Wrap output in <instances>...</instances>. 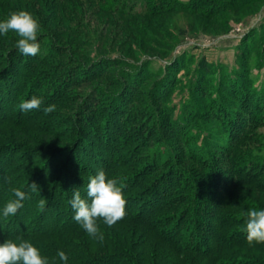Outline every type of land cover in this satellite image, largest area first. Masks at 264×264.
<instances>
[{"label": "rangeland", "instance_id": "obj_1", "mask_svg": "<svg viewBox=\"0 0 264 264\" xmlns=\"http://www.w3.org/2000/svg\"><path fill=\"white\" fill-rule=\"evenodd\" d=\"M151 8L159 10L158 14L143 15ZM19 10L30 12L41 25L40 51L37 57L32 56L36 63L49 49L46 37L54 35L61 40L57 44L63 53H69L72 42L79 44V52H86L93 63H98L95 70L102 74L98 80L89 81L91 73L87 70L73 69L70 73L62 69L64 59H57L53 66H41L45 77L39 82L44 88L31 96L21 83L17 98L9 101L6 117L2 114L0 120V143L13 146L0 154V179L8 180L3 199L0 197V231L6 236L0 238L20 228L28 232L34 222L49 219V203L52 209L60 208L61 202L55 201L52 193L66 186V166L71 153L82 144L75 153L87 156L83 158L86 168L84 173L74 174L61 199L71 200L76 189L86 198L89 178L103 170L122 183L127 215L139 203L143 187L147 189L169 174V182L165 179L159 186L158 195L167 202L171 197L183 198L190 190L191 203L189 209L162 210L157 222H166L169 227L193 222L208 231L218 224L224 239L230 238L225 244L230 243L229 254L221 258L225 264H264V243L249 244L244 230V214L251 208L264 210V0H1L0 20ZM124 11L131 15L114 14ZM74 17L78 22H66ZM58 19L65 22L58 24ZM98 55L101 57L96 58ZM61 73L65 81L56 77ZM117 83L126 84V88L113 97L109 87ZM252 92L258 99L251 101L248 94ZM56 94L57 99L65 96L58 105L51 100ZM238 95L249 98L247 103L242 101L251 104L246 113L238 103L233 104ZM33 96L43 101L40 108L21 111L20 102ZM112 102L121 107L115 110L117 120L109 116L106 124L110 126L99 134L97 129H103L99 122L104 123L100 117L111 110ZM53 104L56 110L45 114L44 108ZM233 112L238 115L233 117ZM242 114L245 116L241 118ZM89 128L94 135L86 131ZM106 132L112 133L110 139ZM79 133L81 140L77 142ZM72 162L80 165L76 157ZM138 162L143 171L134 172ZM168 168L173 171L169 173ZM39 172L44 189L31 193L15 216L4 219L5 204L15 199L13 189L23 191ZM141 178L144 184L130 191ZM41 199L47 200L43 210L39 207ZM63 204L67 207L66 201ZM141 208L138 213L130 212L133 220L119 221L110 228L98 221L103 241L89 236L79 223L72 229L62 227L67 220L66 208L57 213L61 214L58 222L44 226L56 225L53 233L50 230L31 242L48 261L70 248L63 242L82 247L98 242L111 248L114 239L141 244L148 229L129 223L137 222V214L145 216L152 209ZM59 229L70 230L69 237L58 235ZM180 234L186 237L189 231L176 233ZM149 242L150 248H155L159 241L152 237ZM159 253L165 264L194 262L192 255L177 256L166 246Z\"/></svg>", "mask_w": 264, "mask_h": 264}, {"label": "trees", "instance_id": "obj_2", "mask_svg": "<svg viewBox=\"0 0 264 264\" xmlns=\"http://www.w3.org/2000/svg\"><path fill=\"white\" fill-rule=\"evenodd\" d=\"M1 1V0H0ZM229 6V5H228ZM231 6V5H230ZM121 11V10H118ZM159 10L157 9H147L143 12V15L145 14H158ZM108 12L111 11H104L105 14H110ZM114 14H118V15H126L129 16L131 15L130 13H128V11H124L121 13L119 12H114ZM60 21H58L59 23H64L66 20V18L64 20L58 19ZM66 22H78L76 20V17L74 18H69L68 20H66ZM78 24V23H77ZM42 32V31H41ZM40 32V33H41ZM49 35V37H46L49 39V49H45L44 52V56L42 58H40V60H38V62L36 63V57H32V56H25L22 55L18 49L15 47L16 44V38L14 35L12 36L11 33H9V35L7 37L5 36H0V120L3 117H6V109L9 110L8 108V103L9 101L12 99V97H14L16 95V90L18 89L19 85H21V83H24L25 86L27 87V92H31V96L32 94L38 92L41 88V86L44 85L42 82H39V79L45 77V70L43 68H41V66H46V67H50L55 65V60L57 59H64V66L62 69H69L70 70H76L77 71H88L90 74V76H88V80L89 79H93V80H98L100 78V75L102 74V72H99L98 70H95V67L97 66L96 64L98 63H93V61L89 58V55L86 54V52H79V44H70V50L69 53H63V49L60 45L57 44V42L61 43V40L59 39V37L57 36H52ZM39 39V38H38ZM72 56V57H70ZM10 57H13V61H11ZM96 58H100L101 56H95ZM75 60L76 62L72 61V59ZM76 58V59H74ZM15 59V60H14ZM80 60V61H79ZM12 62V63H11ZM80 62V63H79ZM5 66V67H4ZM56 67V66H54ZM83 69V70H82ZM203 71H207L206 69H204ZM69 72H62V73H69ZM59 74V76L57 75L56 77H59V79H63V81H65L64 75L65 74ZM71 73V72H70ZM63 75V76H62ZM124 76L127 74H123ZM68 76V75H66ZM50 77V76H49ZM123 79H125V83L127 82L126 77H123ZM90 81V80H89ZM51 83V82H50ZM60 84V83H59ZM51 85V84H50ZM112 91H109V94H111V96L115 97L116 95H118L121 91V88H123V90L126 88V84H115L114 86L109 87ZM117 88V90H116ZM119 88V89H118ZM63 89H59V91H62ZM105 92H108L107 89L104 90ZM248 92V91H247ZM250 92V91H249ZM254 92V91H253ZM252 92L248 94L251 101H253V99H258L255 98ZM60 93V92H57ZM62 93H64L62 91ZM116 93V94H115ZM20 95V94H19ZM63 94H58V97H61ZM245 96V95H244ZM244 96H235V100L233 102V104H239L238 106H240V110L244 109V113H246V108H248V104H245L249 101L248 97H244ZM15 98H17L15 96ZM65 99V96H62L61 99H57V94L56 97L53 96V98L51 100L53 101H57L55 104H59V102H62V100ZM261 99V98H260ZM246 100L245 103H242V101ZM53 103V102H52ZM111 110H107L105 111L104 116L100 117L99 121H102L104 123H100L98 127H102L103 129H97V132L103 133V130L105 131V127L106 126H110L106 124L107 118L109 116L113 117L115 119V121L117 120L118 117V113H115L116 111H119L118 107L121 109L120 106H116L113 102L111 103ZM7 107V108H6ZM231 108V107H230ZM232 110H229V112L231 113ZM3 114V115H2ZM234 114V112H233ZM238 114H234L233 117H236ZM242 116L244 117L245 114L241 115L240 117L242 118ZM239 117V118H240ZM5 118H3L4 120ZM120 119V118H119ZM109 122V121H108ZM111 125L112 124V121ZM116 123V122H115ZM97 125V124H96ZM109 129V128H108ZM107 129V130H108ZM76 130V128H75ZM106 130V131H107ZM88 133L90 132V135H94V132L91 128H89ZM110 132V130H108ZM106 132V138L110 139L112 136V133ZM89 135V134H88ZM72 136V135H71ZM70 136V137H71ZM72 138V137H71ZM107 139V141H108ZM79 140H81V133L78 134V136L76 137L77 142H79ZM70 142V141H69ZM84 143H88V141L86 140ZM83 143V144H84ZM97 143V146H100L101 143ZM8 143H0V154L1 151L3 152L4 150H11L13 148V146H7ZM190 145V144H188ZM79 146H82V144H80ZM77 146L76 150H74L71 154V158H70V163L66 166L67 172H66V176L63 178V182H66V186H64L61 190V186H59V189L56 191H54V193H52V197L55 201H60L61 202V206H59L60 208H56V209H52V204L49 203V208L47 209V215L49 216V219L46 218L47 220H42V221H38V222H34L35 225L31 228H29L28 232H23L22 228L15 230L13 233L10 234V236L8 237H3L0 238V243L6 241L7 238L11 237V238H15L14 240L17 239V237H23L24 239H28V240H34L36 238H42L43 236H45L50 230V234L53 233V231L55 230V226H48V228H44V226L46 225L47 222H58V220L60 219L59 215H57V213H62L64 212V210H66L67 208V213L65 214L67 217V220L63 222V224L61 225L62 227L65 225H68L69 227H71V229L73 227H75L78 222H76L74 220V210L69 207L68 205H70L68 200H63L62 198V191L63 190H67L70 188V185L72 183V181L74 180V174L75 173H84V168H86L83 164V158L87 157H81L80 155H76L77 153H75L76 151L80 150L81 148ZM20 149V148H19ZM92 151V150H90ZM86 153V152H85ZM69 154V151H68ZM75 157L77 158L78 164H80L79 166H74L72 165V161L75 160ZM79 157V158H78ZM58 160L54 161V164H57ZM169 160H167L168 162ZM96 166V164H94ZM137 167L136 169H134V172H140L143 171V167L141 166V164L138 162L137 164H135ZM81 169H80V168ZM172 167V165H171ZM170 172L173 171V168H168ZM41 174L42 172L39 173H35L34 174V179L31 180V183L35 182L38 186H39V190L44 189L43 187V182H44V178H41ZM135 175V174H134ZM169 175V174H168ZM166 176V178H163L159 181H155L153 183H151L147 189H145L143 187V189L145 190L137 199L139 203H137L136 206L132 207V209L128 212L127 215H125V217L120 220V221H129V220H133L134 218H132V216L135 213H138L137 211L139 210L138 208L142 206L141 210L146 206L147 207H151V212H149L147 215L142 216V214H137V222H129L132 223L140 228L145 229V231L148 229L149 234L145 233V240L144 242H142L141 244H138L136 242V240H131L130 242H126V243H122L124 241H122L121 243L119 242L118 239H114L112 245V248L109 246H104L103 244H100L98 242H94V243H90L92 244L91 246H83L81 244H78L79 246H76L77 244H73L70 243V246H68L67 243L63 242L64 245H66V247H70L67 248L66 250H64L63 252L67 255L68 260L65 261H61L59 259L58 256H53L51 258H49V264H165V261L163 260V256L162 253H159L163 250V247L166 246V248L171 252L175 253L177 256H180L181 254H187V255H194L193 257L191 256V258L194 260L193 263H189V264H208L210 262V264H225V260H221L222 257L224 256H228L227 254H229L230 251V243L228 244L227 247H229V249L225 246L226 243L229 242V239L226 240L224 239V233L223 235L220 233V229L218 228V224L216 225L215 228H213L211 231H208V227L206 226V230H204L202 228L201 224H195L192 225L193 222H190L191 225H188L190 223L186 222L184 223V226H182V222H179L177 224V226H173V227H169L167 225L166 222H162V221H158L157 222V214L160 213L162 210H165L166 208H170L171 210H178L180 209L182 206L188 208L190 206L191 200L188 194H190V190L188 191V193L186 192V194L184 195V197L181 198H174V200L171 198H169L166 202V197H161V195H158L159 192V186L162 187V184L165 183V179L166 181L169 182L168 177ZM82 176V175H81ZM135 177V176H134ZM144 179L141 178V180L138 183V186L136 185L137 182H134V184H132V186L130 187V191L136 190L135 187H139L140 184H144ZM8 180L5 181L4 179H0V197L2 198V190L4 189V186L7 185ZM42 183V184H41ZM69 185V186H67ZM74 187V186H73ZM28 188V189H27ZM142 189V190H143ZM61 190V191H60ZM23 191H25L27 193V195L29 196L31 193H34L31 191V189L29 187H26ZM129 191V190H128ZM38 192V191H37ZM146 192V193H145ZM50 193V192H49ZM73 193V192H72ZM132 193V192H130ZM51 195V194H49ZM182 195V192H181ZM11 196H9V199ZM3 199V198H2ZM172 199V200H171ZM66 201L67 202V207H64L63 202ZM0 202H2L0 200ZM166 202V203H165ZM138 204H140L138 206ZM71 206V205H70ZM185 208V209H186ZM189 209V208H188ZM135 211V212H134ZM189 212V210H187ZM130 212L134 213V214H130ZM143 213V212H142ZM144 215V213H143ZM67 222V224L65 223ZM201 225V226H200ZM15 226V224H14ZM44 228V229H43ZM188 230L189 231V235L188 236H181L180 235H176V233L179 232V230ZM203 229V230H202ZM219 230V231H218ZM172 231V232H171ZM39 232V233H37ZM171 232V233H170ZM70 230H64V229H59L57 230V234L61 235L63 237H69L68 235L70 234ZM182 233V232H180ZM183 234V233H182ZM221 234V235H220ZM49 235V234H48ZM147 235V238H146ZM2 236H6L5 233H1L0 231V237ZM41 236V237H40ZM204 236V237H202ZM153 238H157V240L159 241L158 243H154V245L156 246L155 248L151 247V244L149 241ZM212 237L214 238L213 241H209L208 238ZM130 244V245H129ZM150 245V246H149ZM160 248V249H159ZM72 249L77 250L75 252H72ZM112 249L113 252H109ZM139 249V250H138ZM86 250V252L83 253V251ZM137 250L139 252H137ZM79 252V253H77ZM137 253V254H136ZM159 253V254H157ZM227 253V254H226ZM157 254V256H159L157 258V256L155 255ZM173 257V256H172ZM161 259V261H160ZM211 259L213 261V263L211 262ZM175 264H184L181 263L180 261H177ZM186 264V263H185Z\"/></svg>", "mask_w": 264, "mask_h": 264}, {"label": "clouds", "instance_id": "obj_3", "mask_svg": "<svg viewBox=\"0 0 264 264\" xmlns=\"http://www.w3.org/2000/svg\"><path fill=\"white\" fill-rule=\"evenodd\" d=\"M41 25L37 18L26 10L13 11L0 20V36L7 37L9 33L15 34V47L25 56H36L40 51L38 35ZM43 101L33 96L29 100H23L19 104L21 111L39 109ZM56 106L49 105L44 108L45 114L52 113ZM32 192L39 191V186L33 182L28 185ZM123 185L116 178H109L103 170L89 178L86 186V198H82L79 189L73 191L69 201L74 210V220L88 233L89 236L103 241L98 221H103L109 228L122 220L126 215V199L123 194ZM15 199L9 200L2 212L4 219L15 216L23 207L22 201L28 199L25 191L19 188L13 189ZM47 204L46 199L39 201L41 210ZM245 231L249 244L264 243V210L249 209L245 214ZM61 261H67L68 257L63 251L57 253ZM0 264H49L48 258L30 240L17 237L16 240L8 239L0 243Z\"/></svg>", "mask_w": 264, "mask_h": 264}]
</instances>
